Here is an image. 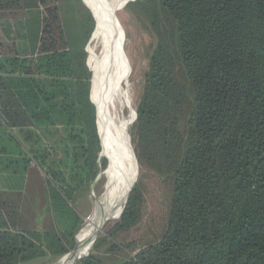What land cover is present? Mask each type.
<instances>
[{
	"label": "trees",
	"instance_id": "16d2710c",
	"mask_svg": "<svg viewBox=\"0 0 264 264\" xmlns=\"http://www.w3.org/2000/svg\"><path fill=\"white\" fill-rule=\"evenodd\" d=\"M136 3L158 39L136 109L138 157L171 178L167 228L131 257L100 256L137 223L134 185L113 227L77 264H264V0ZM78 5L72 0L65 18L59 0H0V20L23 21L30 49L21 57L15 42L0 37V109L8 122L0 125V154L34 162L30 174L44 177L23 194L0 192V264L54 263L70 253L79 221L73 213L75 227L59 233L54 212L69 216L109 161ZM57 128L64 133L54 145L64 152L58 160L42 149ZM34 191L44 196L36 201Z\"/></svg>",
	"mask_w": 264,
	"mask_h": 264
},
{
	"label": "rangeland",
	"instance_id": "374dc122",
	"mask_svg": "<svg viewBox=\"0 0 264 264\" xmlns=\"http://www.w3.org/2000/svg\"><path fill=\"white\" fill-rule=\"evenodd\" d=\"M75 1L77 0H74V2ZM85 1L86 2H84L83 0H78L79 7L77 8L78 12H81H79L81 16L83 14V29L85 30L84 32L86 34L84 51L87 52L86 50L88 46L90 51V40L92 37V33L94 32L98 16L90 8L87 0ZM137 1L140 0H133L120 5L114 14V23L116 28L118 29L117 31L119 33L121 42V51L119 52V56L117 59L116 73L125 99V104L122 105V116L124 118H128L131 114L130 119L127 123L126 131V140L131 154L130 179L132 183V176L135 175L134 181L136 182L134 185H138L140 189L141 206L137 223L129 231L122 233L114 241H112V243L115 244L116 248L112 249L111 253L109 254H104V249L102 250V253L100 252V256L102 255L111 261L120 259L123 260L131 257L135 253L144 249L146 246L157 242L162 237L167 228L166 226L170 212V200L172 193L171 178L168 175L158 174L144 160H142L140 156L138 157L140 149L138 147L139 138L137 135V128L135 126L136 109L143 95L144 78L149 71V61L153 50L158 43V39L156 35L151 31L147 20L139 12V6L136 3ZM71 3L72 0H59V4L61 5L63 13L66 12L63 14L65 18H67V14H69V12H67V6H69ZM84 14L87 15L84 16ZM91 14L96 17V21ZM66 24L70 26L69 30L73 32L75 29L73 27V18H69V21L68 23L66 21ZM6 31L9 33V39L15 40L18 48L20 50L22 49L24 51L23 53H26V40L17 39V37L20 38L21 36L25 38V35L29 32L27 31L26 33V30L24 29V22L14 20H9L8 22H0V35L2 36V33ZM88 58L89 55L87 56V64L89 60ZM91 70L93 72L92 68ZM186 85L188 90L191 89L193 93V89L191 88V85L188 81H186ZM55 130L56 132H54V135L50 137L49 140L42 141V149L47 152V155L58 160L59 157L64 154V152L62 151V148H56L54 145L55 142H58L60 138L63 137L64 133L63 129L57 128ZM180 130H184V122L182 120L180 122ZM102 133V140L104 144V126L102 129ZM70 146H72L71 148H77L79 144L75 140ZM103 147V155H105V144ZM55 149L58 151H56ZM99 156H101V153ZM134 157L136 162L134 160ZM30 164L34 166V162L31 161ZM55 171L57 172L58 168H56ZM41 172L44 175L47 173V170ZM99 173H102L101 169ZM96 179L90 184L89 188L85 189L81 194L75 197L73 205L69 206V208L71 209V213L69 216H67L66 211L64 213L60 210H56L54 212L53 225L59 233L65 232V227H75L73 221L74 214L79 221V224L77 226V233L80 232L79 230L82 229V227L85 225L86 220L91 217L95 207L94 200L103 190L105 185V179L103 177H99L97 181ZM42 196L44 195L41 193L37 195L34 191L33 194L31 193L30 197L38 201V199H40V197ZM125 200L126 199L123 200L122 206ZM41 209L42 206L37 207L38 211H40ZM117 217L109 221L102 228L97 237L101 234H104L107 230L111 229L113 227V223L117 221ZM30 264H56V261L54 263H49L41 260L37 263L34 262Z\"/></svg>",
	"mask_w": 264,
	"mask_h": 264
},
{
	"label": "bare ground",
	"instance_id": "6f19581e",
	"mask_svg": "<svg viewBox=\"0 0 264 264\" xmlns=\"http://www.w3.org/2000/svg\"><path fill=\"white\" fill-rule=\"evenodd\" d=\"M130 1L133 0H87L98 16L90 40L88 64L93 69L92 92L96 101L93 100L95 104L97 102L104 124L105 154L109 161L100 174L105 179L104 188L94 200L93 214L79 230L78 238L76 236L75 252L64 255L57 264H74L89 254L91 244L102 228L123 210L122 202L127 200L135 182V175L132 176V183L130 179L131 154L126 140L131 114L128 118L122 116L125 99L116 73L121 42L114 23L118 7Z\"/></svg>",
	"mask_w": 264,
	"mask_h": 264
},
{
	"label": "crops",
	"instance_id": "0c3cea01",
	"mask_svg": "<svg viewBox=\"0 0 264 264\" xmlns=\"http://www.w3.org/2000/svg\"><path fill=\"white\" fill-rule=\"evenodd\" d=\"M3 21L8 22L9 20H0V22H3ZM8 34L9 33L6 31L2 33V36L0 35V37L6 41L15 42L16 44L15 40L9 39ZM17 39L23 40L25 38L21 36L20 38L17 37ZM25 42H26L25 46L27 49L26 53H23L24 51L18 48L19 49L18 53L21 55V57H27L30 54L28 41L26 40ZM16 46L18 47L17 44ZM19 132L20 130L18 129H12L11 131L14 138L17 141L21 142L22 139H21V136L19 135ZM21 160L22 159L18 157H9V156L0 154V192H13V193L23 194L25 190L27 189V187L29 186V184L30 186H33L34 184H36L38 187V183L40 181L43 182L42 179L44 177L42 176V174L37 170L36 171L39 173V175L30 174L34 166H32L31 164H29L28 166H25L21 162ZM37 176H40L41 178H38ZM29 177L32 179V184L29 183Z\"/></svg>",
	"mask_w": 264,
	"mask_h": 264
},
{
	"label": "water",
	"instance_id": "95a60500",
	"mask_svg": "<svg viewBox=\"0 0 264 264\" xmlns=\"http://www.w3.org/2000/svg\"><path fill=\"white\" fill-rule=\"evenodd\" d=\"M86 65H87V62H86ZM87 67H88V65H87ZM91 85H92V78H91ZM90 98H91V90H90ZM96 116H97V114H96ZM133 156H134V154H133ZM134 160H135V157H134ZM136 161V160H135ZM99 177H100V173L98 174V176H97V179H96V181L99 179ZM133 187H134V184H133V186L131 187V190H130V192L132 191V189H133ZM78 234V233H77ZM77 234H76V236H77ZM76 236H75V248L72 250V253L73 252H75V249H76ZM97 238V237H96ZM96 238L93 240V242H92V246H93V244H94V242H95V240H96ZM88 256V254L86 255V256H84L83 258H86ZM83 258H80L78 261H76L74 264H77L81 259H83ZM59 262V260L56 262V264Z\"/></svg>",
	"mask_w": 264,
	"mask_h": 264
},
{
	"label": "built area",
	"instance_id": "2783aa9c",
	"mask_svg": "<svg viewBox=\"0 0 264 264\" xmlns=\"http://www.w3.org/2000/svg\"><path fill=\"white\" fill-rule=\"evenodd\" d=\"M7 124H8L7 119L3 116V113L1 112V109H0V125L6 126Z\"/></svg>",
	"mask_w": 264,
	"mask_h": 264
}]
</instances>
